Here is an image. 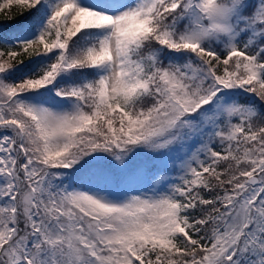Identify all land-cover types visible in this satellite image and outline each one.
Returning a JSON list of instances; mask_svg holds the SVG:
<instances>
[{
    "label": "snow or ice",
    "instance_id": "1",
    "mask_svg": "<svg viewBox=\"0 0 264 264\" xmlns=\"http://www.w3.org/2000/svg\"><path fill=\"white\" fill-rule=\"evenodd\" d=\"M0 264H264V0H0Z\"/></svg>",
    "mask_w": 264,
    "mask_h": 264
}]
</instances>
